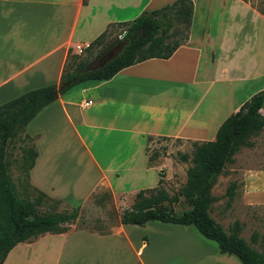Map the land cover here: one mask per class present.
Segmentation results:
<instances>
[{"label":"crops","instance_id":"crops-1","mask_svg":"<svg viewBox=\"0 0 264 264\" xmlns=\"http://www.w3.org/2000/svg\"><path fill=\"white\" fill-rule=\"evenodd\" d=\"M172 1L0 0V104L58 83L142 10ZM191 1L187 39L167 58L78 83L28 122L25 133L36 151L31 188L75 202L98 187L125 196L154 187L158 169L147 159V136L212 140L224 118L264 89V11L244 0ZM75 43L91 49L76 57ZM86 100L91 103L83 106ZM130 229L119 223L44 233L15 244L2 264H146L147 244L133 243Z\"/></svg>","mask_w":264,"mask_h":264},{"label":"trees","instance_id":"trees-1","mask_svg":"<svg viewBox=\"0 0 264 264\" xmlns=\"http://www.w3.org/2000/svg\"><path fill=\"white\" fill-rule=\"evenodd\" d=\"M85 2L82 0L83 4ZM255 8L263 12L264 4ZM191 14V0H174L159 8L142 10L122 29L124 35L119 41L125 44L120 52L100 68L85 69L90 60L98 57L113 39L102 44L94 54L79 59L70 71L61 76L58 83L26 90L0 104V264L15 244L32 241L44 233H64L78 215V206L57 210L56 203L60 200L50 198L34 188L37 195L33 199L24 192L18 194L8 172L6 159V148L16 133L24 132L25 140H30V136L25 133L28 122L44 106L78 83L108 79L120 69L147 58H167L186 41ZM90 49L89 43L84 50L89 52ZM75 56L79 57L77 54ZM263 102L264 89L250 95L237 111L224 118L212 140H190V155L179 154L182 161L189 159L190 165L178 191L169 195L160 185L162 180L159 173L156 186L135 192L131 204L120 212L119 223L142 226L149 221H160L192 225L201 236L214 241L220 253L234 255L241 264H264V247L258 251L239 236L240 224L237 221L226 231L209 214L214 199L210 189L215 177L241 146H252L249 138L264 127V116L260 113ZM150 137L147 136V140ZM157 156L152 153L147 155V159L151 161ZM35 157L32 142L22 147L20 170L26 180ZM233 187L231 183L227 188L229 196L232 195ZM180 196L189 207L174 213L171 207ZM46 199L52 204L39 210L38 205Z\"/></svg>","mask_w":264,"mask_h":264},{"label":"rangeland","instance_id":"rangeland-1","mask_svg":"<svg viewBox=\"0 0 264 264\" xmlns=\"http://www.w3.org/2000/svg\"><path fill=\"white\" fill-rule=\"evenodd\" d=\"M246 1L254 7L264 4V0ZM114 36L111 44L105 46L98 57L91 59L90 64L122 43L116 35ZM82 55L84 50L79 54V56ZM249 141L252 142V146H241L231 156L232 160L227 162L215 177L210 189L214 199L210 205L209 214L226 231L234 221H237L240 224L239 236L251 247L260 251L264 247V127L252 135ZM31 142L32 138L25 140L24 132L16 133L6 148V159L8 172L18 194L24 192L28 198L33 199L37 192L27 184L20 170L21 149ZM145 149L147 155L152 153L158 155L149 162L158 169V178L159 173L161 174L160 185L169 195L177 192L185 181L186 169L190 165L189 159L182 161L179 154L190 155V140L151 136L146 142ZM68 164L73 165L70 157ZM231 183L234 187L232 195L229 196L227 188ZM134 194L114 195L107 188L98 187L83 201L60 200L56 203V209H70L78 206V215L69 228L105 230L118 226V216L122 209L131 204ZM51 204L52 201L43 200L38 205V209L44 210ZM188 207L187 201L180 196L171 209L174 213H178ZM128 226L131 227L129 236L133 243L139 240L147 244L142 255L143 259L149 260L145 262L146 264H159V262L161 264H170L169 262L240 264L235 256L220 253L215 242L201 236L192 225L149 221L142 226ZM126 258L127 260L129 258L127 254ZM230 260L233 262H225ZM115 264L138 263L116 262Z\"/></svg>","mask_w":264,"mask_h":264},{"label":"water","instance_id":"water-1","mask_svg":"<svg viewBox=\"0 0 264 264\" xmlns=\"http://www.w3.org/2000/svg\"><path fill=\"white\" fill-rule=\"evenodd\" d=\"M124 44L125 42H122L115 48L108 50L104 55L100 56L98 60H96L93 64H88L85 69L93 70V69L100 68L104 63L114 58L120 52Z\"/></svg>","mask_w":264,"mask_h":264},{"label":"built area","instance_id":"built-area-1","mask_svg":"<svg viewBox=\"0 0 264 264\" xmlns=\"http://www.w3.org/2000/svg\"><path fill=\"white\" fill-rule=\"evenodd\" d=\"M123 35H124V30H122L121 32H119L117 34V37L119 39H121ZM86 46L87 45H83L81 43H75L74 46H73L74 53L77 54V55L81 54L83 52V50L86 48ZM90 103H91L90 100H86V101L83 102V106H87Z\"/></svg>","mask_w":264,"mask_h":264}]
</instances>
